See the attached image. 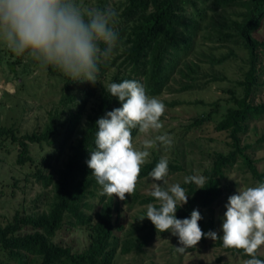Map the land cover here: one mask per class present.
Here are the masks:
<instances>
[{
    "label": "trees",
    "instance_id": "16d2710c",
    "mask_svg": "<svg viewBox=\"0 0 264 264\" xmlns=\"http://www.w3.org/2000/svg\"><path fill=\"white\" fill-rule=\"evenodd\" d=\"M115 11H119L115 27L118 42L113 54L120 53L110 62L111 56L99 59L97 81L115 67L116 60L121 59L108 84L134 79L145 86L150 97H158L167 89L173 76L180 78L177 92H191L198 87L196 83L201 80L200 77H208L212 83L226 81L221 72L201 74V65L211 70L216 66L224 69L230 62L241 60L240 78L224 90L232 105L214 127L216 132L228 134V149L226 152H214L210 167L202 173L207 177L205 188L197 189L193 183L181 185L188 193V202L176 211V217L184 219L190 217L193 210H198L202 217L198 222L201 229L205 233L215 231L218 237L222 236L212 216L206 219L203 211L210 212L221 196L224 172L240 162L257 183L264 182V173L258 172L247 153L253 146L241 144L249 122L264 115V104L253 101L263 68L264 38L259 36V32L264 21V0H121ZM198 34L210 44L208 52L198 54L197 63L187 61L189 54L200 47ZM49 70L53 71L51 67ZM63 79L66 80V77ZM96 86L97 82L89 83L79 97L65 92L59 100L60 109L49 113L50 121L42 131L18 136L13 128L0 127V140L8 139L18 146L16 163L20 167L26 163L33 165L35 172L32 177L42 189H49L42 201L45 210L40 213L15 212L7 224L0 225V248L16 264H26L29 257L39 258V264H115L116 254L140 253L156 236L167 234V231L156 232L146 218L141 226H131L123 239L117 236L124 226L118 223V204L113 198L100 194L102 188L91 175L86 161L90 158V151L95 150V132L98 130L95 122L121 104L109 95L107 86L103 87L95 95L96 104L82 124L84 104L97 92ZM172 105L175 103L169 104ZM63 113L67 117L56 125L54 121L59 120ZM213 113L210 111L195 118L185 132L210 122ZM63 127L55 159L61 154L65 159L58 166L55 163L52 170L44 174L30 156V145H52L58 130ZM137 132L138 129H134L132 137ZM160 159L155 154L150 162L145 163L139 179L148 177ZM45 166L49 168V162ZM168 169L169 172H176L182 168L168 163ZM94 198L98 200L96 206L90 203ZM132 201L141 206L155 202L148 194L136 193L132 195ZM64 224L86 233L87 246L83 251H73L70 246L53 242ZM206 239L210 238H202L200 242ZM214 246L238 254L243 259L250 258L243 250L225 249L221 239L214 240ZM257 258L264 260L258 255Z\"/></svg>",
    "mask_w": 264,
    "mask_h": 264
},
{
    "label": "rangeland",
    "instance_id": "374dc122",
    "mask_svg": "<svg viewBox=\"0 0 264 264\" xmlns=\"http://www.w3.org/2000/svg\"><path fill=\"white\" fill-rule=\"evenodd\" d=\"M121 0H79L83 10L95 7L99 9H114ZM119 11L117 12V14ZM118 18V15H117ZM117 26V21L114 27ZM259 36L264 38V21ZM198 39L200 34H198ZM202 42V43H201ZM200 47L187 57V61L198 62V54L207 51L210 44L199 39ZM120 53L111 55L109 62ZM203 59V58H202ZM240 60V59H239ZM230 62L224 69L216 66L211 70L207 66L201 65V74H211L221 72L226 76V81L212 83L210 79L197 81L198 87L191 92H177L180 87V78L173 76L165 91L158 97L166 106V111L161 117L163 127L158 134H167L172 138L171 147L157 144L150 150L147 162H150L154 155L167 158L168 163L178 164L182 169L176 172H169L167 177L168 185L179 183L182 185L184 179L190 175H202L203 171L210 167L214 152H226L229 143L226 132H216L214 127L224 116L226 109L232 105L228 101L229 95L224 91L240 78V61ZM121 63V59L116 60L115 67L110 69L97 81V92L89 97L84 104L82 112V124L85 116L91 112L97 100V94L103 87L108 85L111 74L116 66ZM262 71L258 81L260 86L255 90L253 101L255 104H264V51L261 55ZM49 67L53 71L49 70ZM66 77V80L63 79ZM70 80V81H68ZM65 84L68 85L65 88ZM89 82H74L55 66L49 65L41 67L36 61L27 56H17L3 43H0V127L13 128L18 136L33 131H42L49 123V113L59 110V100L65 92L76 94L78 97L87 88ZM177 92V93H176ZM96 95V96H95ZM175 105L169 106V104ZM214 104H217L214 106ZM214 111L210 122L204 123L199 128H192L185 132L186 128L192 124L195 118ZM67 115L55 120V124H60ZM58 130L56 141L52 145H30V156L35 160L38 167L44 174L50 172L53 166L60 165L65 159L63 154L57 156L56 146L63 137V130ZM146 137L137 132L133 137V143L137 148H141ZM241 144L252 145L247 153L254 161V165L259 173H264V115L259 119L252 120L248 124L247 134L241 138ZM18 146L10 140H0V225L4 226L13 217L15 212L40 213L45 210L42 206L44 195L49 189H42L39 183L32 177L35 167L26 163L20 167L16 163ZM51 157L49 160L48 158ZM49 162L50 167L45 164ZM146 162V163H147ZM154 181L150 176L138 179L135 193L147 195ZM258 183L245 170L241 163H236L233 167L224 172L221 180L222 194L212 205L211 211H203L208 219L212 216L219 233L223 214L226 211L225 205L229 196L237 194L238 191L254 187ZM162 186H165L162 184ZM102 191V190H101ZM100 191V192H101ZM40 197V198H39ZM113 200L117 202L120 213L118 223H122L123 231L117 233L119 239H123L125 233L131 226L142 225L139 217L146 211V206H141L136 201H132V196L121 201L115 196ZM90 203L97 205V198L91 199ZM116 217L113 213V220ZM54 243L62 246H70L73 251L81 252L87 246L86 233L76 227L64 224L53 240ZM178 238L172 236L170 232L166 235L156 236L140 253L131 252L127 255L116 254L115 264H244L247 259L241 258L238 254L225 252L221 248L214 246V241L206 239L198 245L178 253L175 247H179ZM264 258V246L257 253ZM40 259L29 257L26 264H39ZM0 264H16L6 252L0 248Z\"/></svg>",
    "mask_w": 264,
    "mask_h": 264
},
{
    "label": "clouds",
    "instance_id": "9594fccd",
    "mask_svg": "<svg viewBox=\"0 0 264 264\" xmlns=\"http://www.w3.org/2000/svg\"><path fill=\"white\" fill-rule=\"evenodd\" d=\"M117 15L111 8L83 10L79 0H0V43L41 67L55 66L74 82L95 84L99 59L110 57L117 46ZM107 91L121 106L95 122V150L90 151L86 164L102 188L101 195L124 201L135 193L150 150L157 144L171 147L172 138L151 135L162 129L166 106L150 97L141 82L125 79L109 83ZM134 129L146 137L141 148L133 143ZM168 175V160L162 157L149 172L154 183L148 195L155 202L147 205L139 220L147 218L156 232L167 231L177 237L178 253L195 248L202 238L221 239L225 249L243 250L250 257L244 264H264L257 258L264 246V182L228 197L221 224L223 234L218 237L215 231L205 233L201 229L198 210L188 218L176 217L177 209L188 202V193L179 183L168 185ZM206 181L204 175L184 179L185 184L193 183L197 189L205 188Z\"/></svg>",
    "mask_w": 264,
    "mask_h": 264
}]
</instances>
